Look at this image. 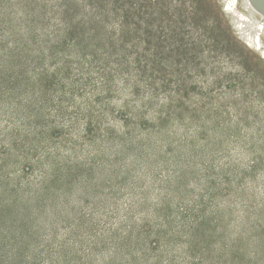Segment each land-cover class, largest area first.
I'll return each instance as SVG.
<instances>
[{"label":"rangeland","instance_id":"374dc122","mask_svg":"<svg viewBox=\"0 0 264 264\" xmlns=\"http://www.w3.org/2000/svg\"><path fill=\"white\" fill-rule=\"evenodd\" d=\"M263 13L0 0V264H264Z\"/></svg>","mask_w":264,"mask_h":264},{"label":"bare ground","instance_id":"6f19581e","mask_svg":"<svg viewBox=\"0 0 264 264\" xmlns=\"http://www.w3.org/2000/svg\"><path fill=\"white\" fill-rule=\"evenodd\" d=\"M251 2H252V5L256 6V4H259V5L264 7V0H258V2H257V0H251ZM263 15H264V13H263Z\"/></svg>","mask_w":264,"mask_h":264},{"label":"water","instance_id":"95a60500","mask_svg":"<svg viewBox=\"0 0 264 264\" xmlns=\"http://www.w3.org/2000/svg\"><path fill=\"white\" fill-rule=\"evenodd\" d=\"M257 2H258V0H257Z\"/></svg>","mask_w":264,"mask_h":264}]
</instances>
